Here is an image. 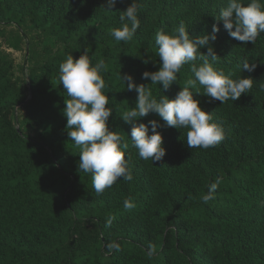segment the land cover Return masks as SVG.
<instances>
[{
    "label": "trees",
    "instance_id": "obj_1",
    "mask_svg": "<svg viewBox=\"0 0 264 264\" xmlns=\"http://www.w3.org/2000/svg\"><path fill=\"white\" fill-rule=\"evenodd\" d=\"M133 2L110 10L107 0H0V264H264V33L255 45L240 44L220 21L211 44L220 57L214 67L232 79H254L250 92L221 105L198 82L200 92L190 89L226 138L191 149L187 129L170 128L150 113L135 123L149 124L151 135L150 122L157 121L166 155L145 161L131 140L133 125L121 118L138 98L122 76L149 84L158 100L175 99L195 79L191 64L166 91L143 79L162 67L157 34L174 33L183 21L193 39L211 35L229 0H136L140 27L130 42H118L111 32L122 27L120 15ZM10 50L24 52L23 63ZM87 50L93 66L100 60L109 66L101 73L114 110L108 123L128 143L133 176L100 196L91 174L79 171L59 79L66 58ZM245 60L255 71L243 72ZM218 177L223 182L205 203ZM128 199L132 210L124 208ZM111 242L121 250L109 252Z\"/></svg>",
    "mask_w": 264,
    "mask_h": 264
},
{
    "label": "clouds",
    "instance_id": "obj_2",
    "mask_svg": "<svg viewBox=\"0 0 264 264\" xmlns=\"http://www.w3.org/2000/svg\"><path fill=\"white\" fill-rule=\"evenodd\" d=\"M117 2L123 0H107V8L112 10ZM139 7L134 0L131 6L122 12L120 15L122 27L111 32L116 41L127 43L133 39L140 27ZM215 20L211 35L195 39L190 36L183 21L174 29V33L161 31L157 34V55L162 67L155 72H144L143 79L150 80L151 85H162L163 91H166L178 82L177 76L184 66L191 64L190 70L195 79L187 80L183 90L175 99L164 95L158 100L154 98L149 84L137 86L131 75L122 76L127 84L126 90L138 93L135 107L125 111L121 118L124 123L133 125L130 137L141 159L158 162L166 155L163 135L157 131L159 127L157 121L150 122L151 135H149V124L135 123L150 113L158 114L170 128L187 129V132L183 133L187 146L191 149L207 150L217 146L226 138L223 127L214 122L212 112L205 111L200 106V102L194 98L190 89L200 92L196 87L197 82L205 89L203 93L210 100L220 101L221 105L229 100L237 101L244 93L252 90L254 79L250 77L232 79L222 70L214 67V62L220 57L214 52L211 44L217 38L220 21H223L232 39L240 44L255 45L258 37L264 33V5L260 0H251L247 5L242 0H229L227 7L215 16ZM205 46H208V51L202 53L200 49ZM197 59L202 61L199 66L195 63ZM144 63H149V60L145 59ZM108 67L104 60L93 66L88 50L79 59L69 55L59 66V79L67 95L64 114L67 117L69 138L74 141L75 147L80 149L79 171L91 174L96 196L102 195L122 178L126 181L133 179L129 171V160L125 156L128 143L125 142L124 136L111 130L108 123L114 110L109 107V95L105 94L108 86L101 74L107 72ZM256 67L255 63L249 64L245 60L243 72H253ZM115 111L118 112L119 109ZM222 182V177H218L209 186V193L202 197L205 203L214 199L212 193ZM134 207L131 199L125 201L126 210H132ZM114 219L115 217L108 218L107 226L110 227ZM107 249L109 252L121 250L116 242L109 243ZM155 252V247L150 245L149 258Z\"/></svg>",
    "mask_w": 264,
    "mask_h": 264
},
{
    "label": "rangeland",
    "instance_id": "obj_3",
    "mask_svg": "<svg viewBox=\"0 0 264 264\" xmlns=\"http://www.w3.org/2000/svg\"><path fill=\"white\" fill-rule=\"evenodd\" d=\"M13 52L14 57L16 58L18 63H23L24 61V52H18V51H14V50H10Z\"/></svg>",
    "mask_w": 264,
    "mask_h": 264
}]
</instances>
